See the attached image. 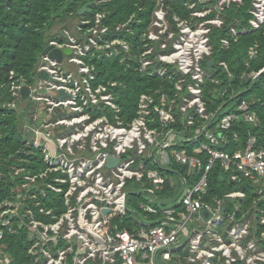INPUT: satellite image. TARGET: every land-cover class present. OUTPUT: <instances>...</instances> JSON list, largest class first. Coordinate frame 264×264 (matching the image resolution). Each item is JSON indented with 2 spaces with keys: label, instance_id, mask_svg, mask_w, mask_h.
Here are the masks:
<instances>
[{
  "label": "built area",
  "instance_id": "1",
  "mask_svg": "<svg viewBox=\"0 0 264 264\" xmlns=\"http://www.w3.org/2000/svg\"><path fill=\"white\" fill-rule=\"evenodd\" d=\"M179 1L182 12L172 15L174 27L166 0H141L128 21L114 28L103 22L101 12L82 19L75 32L65 30L49 43L52 49H71L70 55L59 62L43 54L33 84L12 82L11 108L21 100L22 89L29 88L23 129L26 143L41 159L38 173L24 176L16 188L18 202L0 203V221L10 233L15 222L25 228L30 264L264 261L254 235L243 245L258 223L264 236V208L256 206L238 218L236 213L224 215L221 199L205 200L216 163L233 182L250 180L264 198V147L257 136L249 135L244 149H226L234 123L257 126L259 115L243 100L234 110L210 117L203 97L207 83L216 78L208 65L210 60L215 64L212 28H221L226 10L245 0ZM247 14L248 28L232 27L221 39L226 49L240 35L264 28V0H251ZM107 60L173 80L176 92H143L137 107L126 109L119 98L126 86L105 83L101 62ZM219 65L227 70L224 62ZM40 72L46 78L38 77ZM109 157L118 159L112 167L107 166ZM42 185L47 190L38 199L34 188ZM170 185L180 186L178 195L159 198ZM130 195L141 198L130 203ZM245 197L243 190L225 195ZM202 208L211 213L207 221L200 216ZM130 217L136 221L133 232L121 226ZM5 237L1 230L0 264H13Z\"/></svg>",
  "mask_w": 264,
  "mask_h": 264
},
{
  "label": "trees",
  "instance_id": "2",
  "mask_svg": "<svg viewBox=\"0 0 264 264\" xmlns=\"http://www.w3.org/2000/svg\"><path fill=\"white\" fill-rule=\"evenodd\" d=\"M140 1L98 0V4L90 5L83 15H79L78 12L86 4L85 0H0V203L8 199L18 202L16 188L25 182L24 176L38 173L41 159L40 153L26 143V130L23 129L28 123L29 108L23 103L26 97L21 94L18 104L22 107L13 109L8 106L14 100L11 92L12 82L33 84L36 81L39 61L49 43L65 30L75 32L80 20L94 19L95 15L101 12L105 14L103 22L114 28L128 21L130 15L137 11ZM170 1L166 0V6L171 20L174 13L182 12V6L179 1L174 0L175 9L170 11ZM153 5L148 3L151 8ZM250 7L251 0H245L244 5H231L224 13V25L221 28L213 27L210 33L211 44L214 47L212 59L215 61L212 70L216 78L207 83V90L204 91L206 113L210 117L218 113L217 116L220 117L246 100L260 118V124L257 126L243 121L234 123L230 129V145L226 147L230 152L244 149L249 135L257 136L258 145L264 147V72L255 76L264 69V28L240 35L231 43L229 49H226L221 41L222 38L228 37L232 27L238 29L249 27L247 12ZM170 22L174 27L173 20ZM54 28L59 30L53 33ZM131 39L132 37L128 38V41ZM220 62L227 65V70L219 65ZM101 65L104 66L103 74L107 81L105 83L109 85L120 81L126 86V88L121 86L122 95H119L120 103L126 109L133 111L143 92L156 93L158 89L172 95L176 92L173 80L164 81L159 77L143 75L115 60L102 61ZM203 65L208 68L206 62ZM178 126V129H182L180 123ZM209 185V194L205 200L216 203V200L221 199L226 216L236 213L239 218L240 214L251 212L256 206L259 210L264 208V198L260 199L257 187L246 178L233 182L219 163H216L209 176ZM179 187L170 185L165 191L160 192L158 197L163 199L165 195H169L173 199L174 195H178ZM46 188L43 185L34 188L39 194L38 199L42 198L40 193L46 191ZM237 190L245 191L246 197L225 198L227 193ZM50 194L55 195L52 192ZM28 196L30 198L32 194ZM142 196L146 197L147 194ZM140 198L141 196L130 195L129 202H138ZM29 201L32 202V199ZM45 202L49 207L52 206V202L46 199ZM237 205L241 209L237 210ZM249 216L252 219V214ZM19 223L18 221L12 225L14 232L10 233L8 228L3 226V221H0V231L6 233L2 242L8 245L13 264H30L26 231L25 228L18 227ZM135 224L136 221L131 218L130 221L122 222L121 226L133 232ZM226 225H230L231 228L233 225L231 218L226 217ZM260 226L258 223L257 229L252 230V236L249 235L243 240V245L253 240L254 235L258 247L264 252V236L261 232L263 227ZM221 261L222 259L218 260L217 264H225ZM234 264L245 263L237 260ZM260 264H264V261Z\"/></svg>",
  "mask_w": 264,
  "mask_h": 264
},
{
  "label": "water",
  "instance_id": "3",
  "mask_svg": "<svg viewBox=\"0 0 264 264\" xmlns=\"http://www.w3.org/2000/svg\"><path fill=\"white\" fill-rule=\"evenodd\" d=\"M92 4H93V3H86V4L80 9V11L78 12V14H79V15H83V14L87 11L88 7H89L90 5H92ZM71 53H72V50L69 49V48H65L64 50H60V49H52V46H48V47L44 50V52H43V54H48L50 58L55 59V60H57V61H59V62L62 60V57H63L64 54H66V55H70ZM208 65H209V67L213 66V60H210L209 63H208ZM263 72H264V70L261 71V73H263ZM261 73H260V74H261ZM38 77H40V78H46V74H45L44 72H40V73L38 74ZM247 82H249V79H247ZM21 94H22L23 97H27L28 94H29V88H28L27 86H25V87L22 89ZM117 162H118V159H117V158L109 157L108 162H107V166H108V167H112V166H114L115 163H117ZM200 216H201L205 221H207V220L211 217V213H210L207 209L202 208V209L200 210ZM184 255H185V256L188 255V249H185V251H184Z\"/></svg>",
  "mask_w": 264,
  "mask_h": 264
},
{
  "label": "rangeland",
  "instance_id": "4",
  "mask_svg": "<svg viewBox=\"0 0 264 264\" xmlns=\"http://www.w3.org/2000/svg\"><path fill=\"white\" fill-rule=\"evenodd\" d=\"M174 0H171L170 1V5H169V8H170V11H173L174 9H175V7H173V4H174V2H173ZM177 1H179V0H177ZM180 2V1H179ZM180 4V3H179ZM176 9H178V8H176ZM59 30V28H54L53 29V33H55V32H57ZM19 107H22L20 104H18L15 108H13V109H18ZM28 118H29V116H28ZM253 225V224H252ZM221 262H224L225 264H228L227 263V260L226 259H222V261ZM229 264H231V263H229Z\"/></svg>",
  "mask_w": 264,
  "mask_h": 264
},
{
  "label": "bare ground",
  "instance_id": "5",
  "mask_svg": "<svg viewBox=\"0 0 264 264\" xmlns=\"http://www.w3.org/2000/svg\"><path fill=\"white\" fill-rule=\"evenodd\" d=\"M250 31H253V30H250Z\"/></svg>",
  "mask_w": 264,
  "mask_h": 264
},
{
  "label": "crops",
  "instance_id": "6",
  "mask_svg": "<svg viewBox=\"0 0 264 264\" xmlns=\"http://www.w3.org/2000/svg\"><path fill=\"white\" fill-rule=\"evenodd\" d=\"M236 135V134H235ZM237 136V135H236Z\"/></svg>",
  "mask_w": 264,
  "mask_h": 264
}]
</instances>
